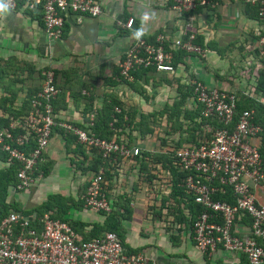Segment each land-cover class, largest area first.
Wrapping results in <instances>:
<instances>
[{"label":"crops","instance_id":"crops-1","mask_svg":"<svg viewBox=\"0 0 264 264\" xmlns=\"http://www.w3.org/2000/svg\"><path fill=\"white\" fill-rule=\"evenodd\" d=\"M99 1L102 13L98 16L68 14L60 40L47 36L40 9L0 11V64L14 58L19 64L28 61L37 68H55L61 90L54 104L57 125L44 152L43 162L49 163L51 170L28 190L12 189L8 201L30 209L56 193L81 200L82 205L72 206L67 214L70 219L87 223L84 232H79L81 237L91 238L95 233L94 224L103 225L109 215H115L125 251L144 252L157 264H247L243 261L244 254L223 248L206 253L200 250L190 226L179 220L184 215L175 208L178 205L171 193L173 176L154 155L181 147H177L181 138L182 146L193 143L196 136L203 138V131L197 126L192 129L194 124L190 121L189 131L179 130L174 124L178 117L172 114L182 110L181 118L185 111L197 117L201 109L193 92L185 88L189 95L184 97L179 86L200 79L210 86L236 93L239 99L260 102L262 95L257 93V86L264 67V49L260 42L264 19L247 12V3L254 1L221 0L214 8L197 10L193 26H188L187 15L173 9V0ZM131 17L135 19L133 27L123 25ZM190 27L197 30L204 55L185 52L174 71H150L138 80H124L117 75L120 61L137 39L164 33L167 43L173 45L175 39L184 38ZM17 76L28 78L29 73L12 72L7 76L0 83V101L13 98L17 106L28 97L27 86L31 81L23 82ZM11 79L17 82H7ZM141 88H144L142 93ZM114 100L121 103L117 107L126 112L125 118L131 116L136 121L133 127L124 124L117 128L113 138L140 147L141 152L112 164L105 177L112 211H95L83 201L95 176L87 169L92 155L78 145L71 130L63 124H85ZM178 101H182L181 105L173 106ZM256 113L255 121L262 131L253 142L262 150L264 160V112ZM142 114L148 115L144 128H152L153 132L136 127ZM4 162L5 157L0 155V169L7 167ZM161 179L170 181L168 188L154 187L153 182ZM250 186L264 204V187L252 182ZM181 207L187 218L188 208L184 203Z\"/></svg>","mask_w":264,"mask_h":264},{"label":"built area","instance_id":"built-area-1","mask_svg":"<svg viewBox=\"0 0 264 264\" xmlns=\"http://www.w3.org/2000/svg\"><path fill=\"white\" fill-rule=\"evenodd\" d=\"M221 0H173V9L187 15L193 26L194 11L199 7L214 8ZM254 2L256 0H253ZM9 10H37L43 13L46 34L60 40L66 17L70 13L98 16L102 13L99 0H3ZM264 17V0L259 11ZM134 17L123 24L132 28ZM196 33L177 38L173 47L185 52L204 55V48L196 43ZM264 46V35L260 37ZM166 35L158 34L155 42L139 38L119 63L121 74L132 80L138 66L155 67L157 71L175 70L174 53L166 48ZM41 89L31 100V108L21 117H11L0 128V155L5 165L19 164L16 188L28 190L37 185L43 173L38 166L44 160L57 116L54 101L60 93L55 68L43 71ZM193 94L200 104L202 115L217 120L221 126L206 123L209 139L184 144L175 149L176 162L188 172L185 186L203 211L190 226L191 235L203 252L223 248L247 256L250 264H264V204L259 202L250 186L264 187V161L259 146L253 142L262 131L254 120V111L244 109L236 119L238 96L218 86H210L200 79L191 83ZM264 106V95L260 99ZM120 111L119 108H116ZM71 130L77 142L87 148H98L105 156L119 153L123 157L139 155L140 147L122 145L116 138H103L91 128L63 124ZM159 182V183H158ZM154 187L168 188L170 181L156 180ZM230 186L235 202L214 198ZM86 207L111 212L112 206L105 190L103 169L95 175L83 196ZM250 220L246 223L244 218ZM0 264H157L144 252L128 253L114 231L84 240L65 221L51 217L27 215L14 211L0 220ZM173 264H182L174 262Z\"/></svg>","mask_w":264,"mask_h":264},{"label":"trees","instance_id":"trees-1","mask_svg":"<svg viewBox=\"0 0 264 264\" xmlns=\"http://www.w3.org/2000/svg\"><path fill=\"white\" fill-rule=\"evenodd\" d=\"M262 1L263 0H256L253 3L252 2L247 3V6H246L247 12L251 16H256V17L264 19V17L259 15V11H260V8L262 6ZM202 9H204V8L199 7L197 10H202ZM197 10H195L193 13H196ZM250 12H252V13H250ZM192 32L196 33V40H195L196 43H198V44L201 43V38H200V36L197 33V30L195 28H192V27L187 28L183 37L184 38L188 37L189 34ZM156 36L157 35L152 36V37L148 38L147 40L150 42H155ZM262 47L264 49V46H262ZM166 48L168 50H172L174 53V62H173L174 66H176L177 62L181 61L183 56L186 54L185 51H183L179 48L173 47L172 44H170V43H166ZM258 52L261 53V49H258ZM13 59L14 58L5 61L4 65L0 64V83H2L3 80L7 76H10V74L12 72L14 74L16 73L17 75H18V72H23V73L27 72V73H29V77H28L29 79L27 77L26 78H18V76H17V79H20L23 82H25L26 80H30L31 85L27 86V90H29L28 91L29 92L28 97H26V99L21 104L16 106L13 98L10 99L9 101L6 98L0 101V109L3 110V113L0 114V128L7 126L11 117H21V116H24L25 114H27L29 112V110L31 108L32 98L34 96H36L38 91L41 89L43 78H44L43 71L45 69L49 68V67H45L43 69L37 68L36 65H34L33 63H30L28 61H24L22 64H19V62L15 61ZM150 71H157V70L153 66H151V67H145L142 65L138 66L135 70L132 71L133 79L138 80L139 78H141V75H146ZM55 72H56V70H55ZM117 75L120 78L127 80L121 74L120 66L118 68ZM258 79L259 80H258V86H257V89H258L257 93H259L260 95L263 96L264 95V67L260 70ZM7 82L16 83L17 80L11 79V81H7ZM56 82H57V74H56ZM11 86H13V84H11ZM25 87L26 86H24L23 88H25ZM185 88L187 90L193 92V87L191 84L186 85V86H179V91L180 92L182 91L181 93L183 94L184 97L189 95L188 92L186 93ZM143 90H144V88H141L139 91L142 93ZM14 98H15V96H14ZM56 99H55V101H56ZM55 101H54V104H55ZM181 103H182V101L175 102V104L173 106L177 107V106L181 105ZM117 106H121V103L118 100H114L113 102L104 105L102 110L99 113L95 114L94 118H92V119L88 118L86 123L81 124L80 127L85 128V129L91 128L93 131L96 132L97 135H99L103 138H108V139L113 138L116 134L117 128L123 127L124 124L125 125L129 124V125H132V127H133L136 119L132 118L131 116H128V118H125L126 112L123 109L120 111H117L116 110ZM173 106H171V108H174ZM244 109H252V110L255 109L254 114L256 112H258V113L260 112V114L264 112V106L262 105L261 102L253 101V99H250V98L243 99L240 97V99H238V102H237V115H236L235 120L238 119L239 114ZM201 111H202V109H200L199 112L197 113V117H196V115L194 116L193 114H189L187 111H185V112H183V118L180 117V115L182 114V110L178 114L173 112L174 114H172V115L173 116L177 115V117H178L176 120H174V124H176V127H178L179 130L189 131L188 126L190 125L189 123L192 122V124H194L192 129H195V126H197L204 133L202 139L203 140L209 139L211 137V132H208L206 130V123L210 122L211 124H213L215 126H221L222 123L218 122L215 119L210 120L209 118L204 117L202 115ZM147 117H148V115L142 114L141 118L139 120H137V123L135 125H136V127L141 128V130L143 132L149 131L151 133V132H153L154 129H152V128L149 129V127H147L148 130H146V128H144V126L145 127L147 126L146 125ZM254 120H255V117H254ZM185 126H187V127H185ZM70 133L72 134L73 132H70ZM73 136H75V135L73 134ZM75 139L77 141L76 136H75ZM117 140L122 145H125V144L129 145V142L123 141L121 139H117ZM185 140L190 141L188 138H185ZM201 141L202 140H200L199 136H196L193 143L199 144ZM182 143H183V139L181 138V140L179 142H177V144H178L177 147L182 146ZM78 145L80 147L88 150L89 154L92 155V161H91L90 165L87 167V169L94 172L95 175H97L100 172V170L103 169L104 175L106 177V174L108 175L110 173L112 164L113 163L117 164L120 161H122V159H123V156L120 155L119 153H115V154H112L109 156H105L103 154V152L98 148H95V147L87 148L81 143H79ZM80 147H79V149H80ZM175 149L172 152H167L165 154H163V153L155 154L154 159L159 161V162H162L163 165L170 170L171 175L173 176V179L171 182V183H173L171 193H172V197L175 199V201L178 205L175 208H178L179 212L182 215H184V217L182 216V218L179 217V220L181 222L185 221L187 226H192L194 220L203 211L204 207L202 204L195 202V200L193 198V194L187 190V188L185 186V180H186V177L188 175V172L182 170L181 167L176 162ZM260 151H262V150L260 149ZM83 152H84V154H86L85 151H83ZM261 154H263V152H261ZM262 159H263V157H262ZM50 166L51 165L47 162L46 163L45 162L40 163L38 166L37 173L42 172L44 174V176L47 175L51 170ZM18 168H19V164L15 163V164H11V165L3 168V169H0V220L3 217L8 216L9 214H11L14 211L22 212V213H25V214L30 215V216H32L33 213H35V215H37L38 217L43 216V215L48 213L53 218L68 222L77 233H79V232L83 233L84 232V227L87 225V223L82 222V221H78V220H74V219H70L67 217V214H69L70 208L72 206H76L79 208L82 205L81 200H77L76 198L74 199L71 197H66V196H63L61 194L56 193V194L49 195V197L45 201H43L41 204H39L38 206H35L33 208H30V209L29 208L23 209V208L19 207L16 203L8 201L10 191L12 189L16 188V185H17ZM214 198L224 200V201H228V202H232V203L235 202V196H234L233 191H232L230 186H225V191L216 193L214 195ZM182 203H184L186 205V207L188 208L187 218H186V214L184 213V210H183L184 208L181 207ZM126 210H128L127 206H126ZM244 219H245L246 223L250 222V220H248L247 217ZM93 230H95V233L93 234V236L91 238L86 237V236H84L82 238L84 240H90L92 238L102 236L107 231H114L118 234L121 241H123L122 240L123 236H122L119 220H118V217L115 215H112V214L109 215L103 225H99L98 223L94 224ZM102 230H105V231L102 232ZM243 261H245V262L247 261V264H250L246 255H244Z\"/></svg>","mask_w":264,"mask_h":264},{"label":"clouds","instance_id":"clouds-1","mask_svg":"<svg viewBox=\"0 0 264 264\" xmlns=\"http://www.w3.org/2000/svg\"><path fill=\"white\" fill-rule=\"evenodd\" d=\"M6 8V5L3 3V0H0V11H3ZM137 35H140V33H137Z\"/></svg>","mask_w":264,"mask_h":264}]
</instances>
